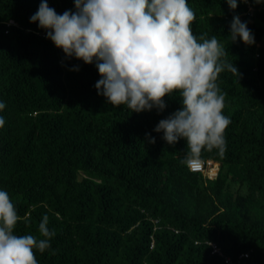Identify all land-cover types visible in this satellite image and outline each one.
Instances as JSON below:
<instances>
[{
  "label": "trees",
  "instance_id": "obj_1",
  "mask_svg": "<svg viewBox=\"0 0 264 264\" xmlns=\"http://www.w3.org/2000/svg\"><path fill=\"white\" fill-rule=\"evenodd\" d=\"M41 2L0 0V190L21 217L15 234L43 238L48 217L55 235L38 264H264V0H188L193 34L215 36L239 74L217 80L231 123L223 155H201L218 165L213 179L182 163L184 139L154 131L182 107L179 93L163 111L112 106L96 62L66 57L30 22ZM234 16L254 44L230 39Z\"/></svg>",
  "mask_w": 264,
  "mask_h": 264
},
{
  "label": "clouds",
  "instance_id": "obj_2",
  "mask_svg": "<svg viewBox=\"0 0 264 264\" xmlns=\"http://www.w3.org/2000/svg\"><path fill=\"white\" fill-rule=\"evenodd\" d=\"M246 2V0H244ZM75 12L57 14L42 0L30 22L47 30V38L62 49L66 57L85 64L96 62L101 76L98 95L112 106L126 105L131 112L163 111L165 97L179 93L182 107L159 121L154 129L175 145L187 144L182 163L192 171L203 165V151L224 153V133L231 123L223 114L226 93L217 85L220 74L228 70L239 76L237 68L213 36L199 39L193 34L195 12L188 0H74ZM230 9L237 0H227ZM230 39L239 37L246 45L254 36L246 22L234 16ZM78 70V69H77ZM0 102V110L5 108ZM5 120L0 117V128ZM155 143V138L149 140ZM21 217L5 190H0V264H38L36 252L50 247L55 235L45 215L37 238L17 235Z\"/></svg>",
  "mask_w": 264,
  "mask_h": 264
},
{
  "label": "built area",
  "instance_id": "obj_3",
  "mask_svg": "<svg viewBox=\"0 0 264 264\" xmlns=\"http://www.w3.org/2000/svg\"><path fill=\"white\" fill-rule=\"evenodd\" d=\"M190 170V169H189ZM192 171V170H190ZM192 172H200L202 173L206 178L213 179L216 177L218 172V165L216 163H213L212 161H203V165L200 169ZM212 252L220 254V251L217 247L211 244ZM225 262L228 264H231L230 260L228 258H225Z\"/></svg>",
  "mask_w": 264,
  "mask_h": 264
}]
</instances>
